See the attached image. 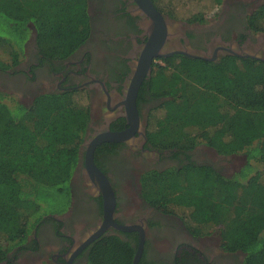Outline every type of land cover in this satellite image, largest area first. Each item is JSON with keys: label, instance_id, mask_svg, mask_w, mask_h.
Listing matches in <instances>:
<instances>
[{"label": "trees", "instance_id": "16d2710c", "mask_svg": "<svg viewBox=\"0 0 264 264\" xmlns=\"http://www.w3.org/2000/svg\"><path fill=\"white\" fill-rule=\"evenodd\" d=\"M201 1L211 5L210 12H173L204 23L221 0ZM86 5L87 0H0V49L9 59L0 67L19 62L31 28L44 57L73 53L88 36ZM249 24L264 31V2ZM165 61L145 82L149 95L160 99L149 114L147 141L176 150L204 143L222 155L241 152L246 163L230 176L194 164L147 172L141 194L162 211L179 212L194 234L217 232L223 250L243 254L241 264H264V179L253 171V163L264 164V61L231 55L219 62L184 55ZM88 120L89 106L79 93H44L24 106L0 92V261L45 215L68 203ZM136 248L137 238L133 245L120 235H104L91 243L83 264H133Z\"/></svg>", "mask_w": 264, "mask_h": 264}, {"label": "flooded vegetation", "instance_id": "af4514ba", "mask_svg": "<svg viewBox=\"0 0 264 264\" xmlns=\"http://www.w3.org/2000/svg\"><path fill=\"white\" fill-rule=\"evenodd\" d=\"M263 2L221 0L215 14L199 23L179 18L173 12L177 9H164L152 1L162 15L166 31L159 52L167 55L150 60L149 72L139 86V123L133 137L100 143L93 155L95 165L114 191L113 221L142 230V253L137 264L242 263L240 251L222 249L217 232L194 234L180 215L162 211L143 198L140 179L147 172L189 164L211 166L227 176L225 173L230 170L226 165L229 156L218 154L204 143H197L190 150H176L159 149L147 141L149 114L160 99L149 95L145 82L157 65H165V59L173 55L187 56L184 51L206 53L211 57L208 61L214 62L227 55L242 59L264 57V31L254 30L249 24V16ZM85 13L88 36L70 55L44 57L31 28L19 62L0 67V92L14 95L24 106H31L40 94L63 92L83 94L89 106L79 161L70 179L68 203L45 215L33 226L25 242L11 249L0 264H83L91 243L104 235H120L133 245L137 238L139 245L141 232L137 227L122 230L109 225L96 234L103 222L102 196L86 174L85 147L100 131L128 127L119 103L140 61L142 47L149 40L152 19L135 0H87ZM104 143L110 144L108 149L98 150ZM212 236L214 241H210Z\"/></svg>", "mask_w": 264, "mask_h": 264}, {"label": "water", "instance_id": "95a60500", "mask_svg": "<svg viewBox=\"0 0 264 264\" xmlns=\"http://www.w3.org/2000/svg\"><path fill=\"white\" fill-rule=\"evenodd\" d=\"M138 6L152 19V28L150 31L149 40L142 47L141 58L136 70L131 78V81L126 87L124 96L119 105L123 107L122 115L125 117L128 127L112 131L105 129L100 131L94 137L86 142L85 147V169L90 183L101 194L103 204V222L98 228L96 234L102 233L107 226L111 225L122 230H131L136 227L133 225L121 226L113 221V214L115 210V195L106 175L95 165L93 155L95 148L103 142H122L133 137L139 123V113L136 106V96L139 86L144 76L149 72L150 60L155 56H165L167 53L159 52L165 36V25L163 23L162 15L156 10L151 0H135ZM184 53L192 58H201L204 60H211L206 53L199 51H184ZM254 58L264 60V57L253 56ZM141 232V239L133 258V264H137L142 253L143 234ZM95 234V235H96Z\"/></svg>", "mask_w": 264, "mask_h": 264}, {"label": "rangeland", "instance_id": "374dc122", "mask_svg": "<svg viewBox=\"0 0 264 264\" xmlns=\"http://www.w3.org/2000/svg\"><path fill=\"white\" fill-rule=\"evenodd\" d=\"M166 3H169L171 4L172 6H175V7H178L176 9L180 10L179 12L181 13H186V12H191V11H199V10H202V11H207V12H210L211 9L209 8L211 5H209L206 2L204 1H201V0H193V2H191V0H165ZM191 6H195L192 10H186L187 8L191 7ZM216 7V6H215ZM0 61H3V62H7L9 61L8 59V55L6 52H3L1 49H0ZM4 92V91H2ZM80 97L82 98V100L84 102H86V98L84 97L83 94H80ZM11 98L13 99H18L17 97H15L14 95H9ZM6 101H8L6 99ZM229 156V160L228 162L226 163V165L228 166V168H230V170L228 172H226L225 174H228V176L234 174L235 172L239 171V169L245 165L246 163V158H245V155L243 153H235V154H230L228 155ZM253 166H254V172H259L261 173L263 179H264V164H259V163H253ZM130 208H132V203L130 202ZM179 210V209H178ZM177 212V211H176ZM174 213V214H177L179 215L180 213ZM212 232V231H211ZM211 234V233H209ZM215 240V239H214ZM213 240V236L210 238V241H214Z\"/></svg>", "mask_w": 264, "mask_h": 264}]
</instances>
